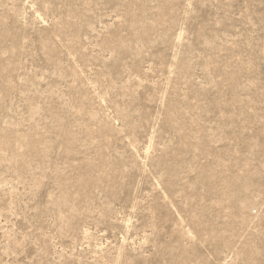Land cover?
<instances>
[{
    "label": "rangeland",
    "instance_id": "rangeland-1",
    "mask_svg": "<svg viewBox=\"0 0 264 264\" xmlns=\"http://www.w3.org/2000/svg\"><path fill=\"white\" fill-rule=\"evenodd\" d=\"M0 264H264V0H0Z\"/></svg>",
    "mask_w": 264,
    "mask_h": 264
},
{
    "label": "bare ground",
    "instance_id": "bare-ground-1",
    "mask_svg": "<svg viewBox=\"0 0 264 264\" xmlns=\"http://www.w3.org/2000/svg\"><path fill=\"white\" fill-rule=\"evenodd\" d=\"M37 14V13H36ZM179 41V40H178ZM59 43V42H58ZM174 43V42H173ZM175 44V43H174ZM60 45V44H59ZM175 46V45H174ZM64 49H66V48H64ZM63 49V50H64ZM77 67V66H76ZM50 135V134H49ZM23 153V152H22ZM81 156V155H80ZM245 186V185H244ZM65 200V197H63L61 200H60V202H63ZM249 203L250 202H245V201H242L241 202V204H240V207H241V209L243 210V209H245V208H247L248 206H249Z\"/></svg>",
    "mask_w": 264,
    "mask_h": 264
}]
</instances>
